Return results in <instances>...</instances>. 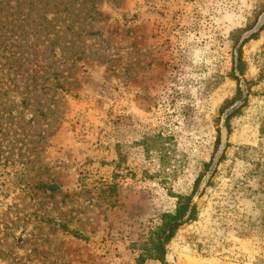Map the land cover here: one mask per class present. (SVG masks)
Segmentation results:
<instances>
[{
    "label": "rangeland",
    "instance_id": "1",
    "mask_svg": "<svg viewBox=\"0 0 264 264\" xmlns=\"http://www.w3.org/2000/svg\"><path fill=\"white\" fill-rule=\"evenodd\" d=\"M0 78V264H137L180 195L146 264H264V0H0Z\"/></svg>",
    "mask_w": 264,
    "mask_h": 264
},
{
    "label": "trees",
    "instance_id": "2",
    "mask_svg": "<svg viewBox=\"0 0 264 264\" xmlns=\"http://www.w3.org/2000/svg\"><path fill=\"white\" fill-rule=\"evenodd\" d=\"M11 83L3 82L0 78V87L6 93L9 92ZM1 95V91H0ZM3 102L0 97V146L9 147L10 145H15L16 141H22L21 138H18V130L23 125V121H19V118L15 116L14 110L11 109V115H5L1 111ZM15 105H13L14 107ZM14 135H11V131L14 130ZM23 134L25 132H22ZM21 134V136L23 135ZM25 135V134H24ZM20 136V137H21ZM22 149V148H21ZM18 159L22 160L19 157H24V154L18 153ZM7 158L6 156L1 157ZM7 160V159H6ZM43 187L52 192L60 191L61 185L58 183H44ZM192 196L180 195L177 203V207L174 212H165L161 214L158 222L151 229L149 238L144 242L140 248V252L137 258V264H146L147 259H157L164 261L166 254L167 244L173 239L178 229L186 222L192 220L196 216V205L192 204Z\"/></svg>",
    "mask_w": 264,
    "mask_h": 264
},
{
    "label": "water",
    "instance_id": "3",
    "mask_svg": "<svg viewBox=\"0 0 264 264\" xmlns=\"http://www.w3.org/2000/svg\"><path fill=\"white\" fill-rule=\"evenodd\" d=\"M226 138H227V135L224 133L223 134V140H222V147L225 145V142H226ZM218 158V157H217ZM217 161V160H216ZM203 186H204V184H203ZM202 186V187H203Z\"/></svg>",
    "mask_w": 264,
    "mask_h": 264
}]
</instances>
